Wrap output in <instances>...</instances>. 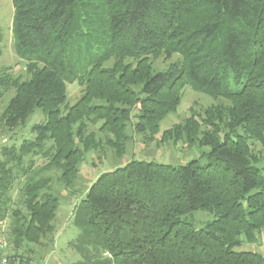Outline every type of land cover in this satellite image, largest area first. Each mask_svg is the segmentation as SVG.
Masks as SVG:
<instances>
[{
	"label": "trees",
	"instance_id": "1",
	"mask_svg": "<svg viewBox=\"0 0 264 264\" xmlns=\"http://www.w3.org/2000/svg\"><path fill=\"white\" fill-rule=\"evenodd\" d=\"M12 1L26 76L0 69V101L14 90L0 124L43 116L32 138L1 150L0 229L7 223L13 264L54 246L56 186H74L91 150L125 155L129 128L209 146L208 162L133 159L102 173L74 208L80 258L70 264H264V253L238 249L264 230L252 147L264 145V0ZM75 82L83 93L69 104ZM187 84L218 102L161 131ZM199 210L214 215L202 228Z\"/></svg>",
	"mask_w": 264,
	"mask_h": 264
},
{
	"label": "rangeland",
	"instance_id": "2",
	"mask_svg": "<svg viewBox=\"0 0 264 264\" xmlns=\"http://www.w3.org/2000/svg\"><path fill=\"white\" fill-rule=\"evenodd\" d=\"M13 20H14V4L12 0H0V69L10 68L13 74H22L26 76L25 63L19 57L15 49V38L13 35ZM178 55L174 56L169 61L158 62L157 67L164 68L173 60H176ZM83 93V87L78 83L68 84V103L73 104L78 101ZM14 94V90L8 91L0 101V116L10 97ZM218 102L206 93L196 90L190 84L183 88V96L177 110L168 114L161 122V131L170 128L175 123L182 121L190 114V107L203 112L204 108L210 104ZM41 113H35L30 117L26 126L18 127L9 130L7 127L0 124V156L2 147L5 145H20L24 138H32L31 126L39 121H42ZM97 129V128H93ZM131 137L128 142L127 153L121 157L114 154L113 151L107 150L103 153L102 150L89 151L84 161L80 165V175L75 181L73 187L56 186L60 195V202L56 217L55 225V243L52 242L49 247H36L38 255L32 264H70L77 261L79 254L70 247V242L75 239L79 233L78 228L73 222L74 208L85 196L89 185L97 179L102 173L111 171L117 167L126 165L133 159L155 161L170 165H181L191 160L197 159L201 164L208 162L204 153L210 150L209 146H189L187 143L180 141H162L161 134L153 137L152 140L146 139L142 134L135 132L132 128L128 130ZM238 134H243L242 129L238 130ZM102 137L103 135L100 134ZM235 139L236 136H233ZM253 143V140H249ZM253 151L257 154L259 160L255 165L264 171V145L260 142L252 144ZM42 158H37V163L41 164ZM21 186L20 182L16 183L14 196H17V190ZM214 215L207 211H196L194 214V223L197 228H202L205 224L212 220ZM7 223L1 226L0 236L7 238ZM8 239V238H7ZM239 250H251L264 253V230L256 243L245 242ZM44 256L42 260L41 257Z\"/></svg>",
	"mask_w": 264,
	"mask_h": 264
},
{
	"label": "built area",
	"instance_id": "3",
	"mask_svg": "<svg viewBox=\"0 0 264 264\" xmlns=\"http://www.w3.org/2000/svg\"><path fill=\"white\" fill-rule=\"evenodd\" d=\"M13 247L7 238L0 237V264H13Z\"/></svg>",
	"mask_w": 264,
	"mask_h": 264
}]
</instances>
